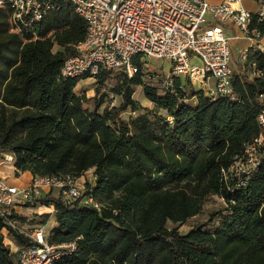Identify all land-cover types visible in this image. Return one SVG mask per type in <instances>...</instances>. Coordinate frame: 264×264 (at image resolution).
<instances>
[{"label":"trees","instance_id":"trees-1","mask_svg":"<svg viewBox=\"0 0 264 264\" xmlns=\"http://www.w3.org/2000/svg\"><path fill=\"white\" fill-rule=\"evenodd\" d=\"M11 18L0 8V153L14 156L16 178L76 181L94 172V185L71 204L50 193L25 206L54 209L50 245L76 244L54 264H264V156L245 185L223 173L262 134L264 52L251 51L243 72L234 73L235 100L189 93L184 82L192 83L180 78L173 92H163L146 85L152 72L140 71L121 73L123 103L101 113L103 103L90 110L76 93L88 78L61 74L88 32L74 9L67 5L22 35ZM259 28L264 35V23ZM111 73L96 78L101 88ZM139 87L154 110L133 99ZM128 110L141 114L125 121ZM215 196L226 208L209 221L187 234L168 228L199 216ZM218 216V227L207 231ZM40 218L46 225L50 215ZM19 220L27 222L12 217ZM4 230L17 252L5 244ZM35 246L0 219V264H21V251Z\"/></svg>","mask_w":264,"mask_h":264},{"label":"built area","instance_id":"built-area-1","mask_svg":"<svg viewBox=\"0 0 264 264\" xmlns=\"http://www.w3.org/2000/svg\"><path fill=\"white\" fill-rule=\"evenodd\" d=\"M239 1L214 4L208 0H0V8L12 12V27L19 35L33 31L48 15L67 5L87 23L86 39L75 47L77 55L62 68L65 79H96L107 72H122L133 78L140 71L152 72V61H163L170 64L169 73L161 80L163 92H173L175 80L180 78L198 85L210 98L235 100L231 39L225 29H238L251 43L244 53L247 57L251 51H261L263 35L259 27L264 23V0H257L256 12L235 7ZM258 76L264 82V75ZM260 100L264 103V93ZM169 121L174 123L173 118ZM258 123L262 134L246 147L244 155L228 172H223L225 180L236 177L241 186L245 185L244 178L261 166L264 109ZM14 164V156L8 154L0 169ZM54 189L68 204L82 197L71 180L34 178L28 187H18L0 175V219L36 244L21 251V264H54L67 252L76 250V244L50 245L43 227L29 233L12 221L18 208L34 203ZM86 203L94 205L93 200Z\"/></svg>","mask_w":264,"mask_h":264},{"label":"rangeland","instance_id":"rangeland-1","mask_svg":"<svg viewBox=\"0 0 264 264\" xmlns=\"http://www.w3.org/2000/svg\"><path fill=\"white\" fill-rule=\"evenodd\" d=\"M195 62V61H194ZM237 67V68H236ZM234 65L232 63V68L234 73L238 72V67H243V65ZM151 76L155 75V78H149L146 79V85L149 87H153L156 89H160V78L166 74L169 73L170 71V64L167 62L163 61H152L151 62ZM242 71V70H241ZM122 72H112L109 76L108 81L105 84L104 88H101L100 83L98 82L97 79H84L82 80L79 85L76 88V93L85 96L89 101L85 103V108H88L90 110H93L95 108V105L98 103H103L100 112L102 113L105 109H116L121 106L123 103L122 96H120L118 91H120V78L122 77ZM247 75L251 76V74L247 71ZM254 78V74H253ZM185 81V80H183ZM187 87H188V92L192 93L193 91H201L200 87L198 85H192V84H187V82H184ZM192 86V87H191ZM133 99L138 102L143 108H148L151 110H154V105L148 101L145 92H144V87H139L135 89V94L133 96ZM194 100H191L190 103H193ZM143 113V112H142ZM141 112L138 113H133L131 110H128L127 112L122 114V119L125 121H130L132 118L137 117ZM8 154H1L0 153V163L5 160V157ZM3 168L0 173H4V175L9 176L8 182L10 184L13 183V180L15 179L14 174L12 173V169L9 167H1ZM13 168V167H12ZM93 171H90L86 173L83 177L80 179H77L74 182V185L77 186V188L81 191L82 195L87 191L88 185H94L95 179L93 175ZM18 186L19 183L13 184ZM50 193L53 194L54 197H58L60 192L58 189L52 190ZM26 208V207H24ZM226 208L225 202L220 199L219 197H210L205 204L203 212L189 220L185 225L177 227L176 225H173L172 223H169L168 228L174 229L178 228L179 232L181 234H187L193 227H195L198 224L205 223L210 220L212 214L218 213L220 211H223ZM36 216L32 215L29 218L28 222L19 220V227L26 229L29 233L32 231L28 226L32 225L34 223H41L42 218L35 219ZM220 217L218 216L215 220V223L213 226L208 227L206 230L207 231H213L216 229L220 223ZM51 231L47 233V239L50 237ZM5 244L9 246L10 248H13L12 245H10L11 238L9 236L8 231L5 232Z\"/></svg>","mask_w":264,"mask_h":264},{"label":"crops","instance_id":"crops-1","mask_svg":"<svg viewBox=\"0 0 264 264\" xmlns=\"http://www.w3.org/2000/svg\"><path fill=\"white\" fill-rule=\"evenodd\" d=\"M211 3L214 4H221L223 2H225L226 0H208ZM235 7L237 8H243L245 10H248L250 12H256L257 11V0H240L238 4L235 5ZM211 24H213L212 21H210ZM225 33L227 35L228 38L231 39L230 42V47H231V53H232V63H234L235 67L236 65H244L247 60H248V56L244 57V53L246 51H248L251 48V43L245 39L241 32L238 29L235 28H226L225 29ZM261 45V51L264 52V35L261 39L260 42ZM237 68V67H236ZM238 72L242 73L243 72V67H238ZM242 70V71H241ZM201 90V89H200ZM3 168L0 169V172ZM11 171L15 176V166H13V168L11 167ZM0 175L6 179H9V176H5L4 173H0ZM34 179V177L30 174V173H25L22 174L19 178H16L13 180V184L19 183L18 187H28L32 180ZM16 186V185H15ZM50 194L49 191H46L44 195ZM54 209L53 208H48L45 206H41L40 204L34 206V207H20L16 210V215L18 217L21 218H25L27 219V222L29 221V218L32 215H35L36 218L38 219L44 215L49 214L50 218L47 222L46 225L40 224V223H34L32 225H29L28 227L32 230H35L37 228L43 227L46 234L50 231H52L54 228L57 227V222H56V218L54 215ZM6 230L3 231V234L5 235ZM10 245H12L13 248H11V250L13 252H17L18 248L14 245V243L12 241H10Z\"/></svg>","mask_w":264,"mask_h":264}]
</instances>
